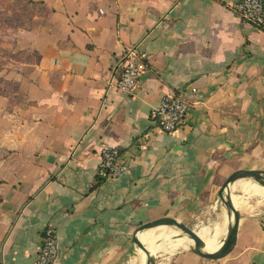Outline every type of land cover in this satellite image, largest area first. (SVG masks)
<instances>
[{"label":"crops","instance_id":"obj_1","mask_svg":"<svg viewBox=\"0 0 264 264\" xmlns=\"http://www.w3.org/2000/svg\"><path fill=\"white\" fill-rule=\"evenodd\" d=\"M33 1L26 58L0 71V264H32L48 226L53 264H129L142 224L219 223L225 179L264 165V28L239 0ZM130 50L142 68L124 92L113 81ZM167 95L191 105L173 133L150 119ZM103 146L120 150L115 177L97 175ZM155 264H264V199L239 213L224 258L192 246Z\"/></svg>","mask_w":264,"mask_h":264},{"label":"built area","instance_id":"obj_2","mask_svg":"<svg viewBox=\"0 0 264 264\" xmlns=\"http://www.w3.org/2000/svg\"><path fill=\"white\" fill-rule=\"evenodd\" d=\"M233 9L245 22L264 28V0H239ZM141 62L133 50L128 51L121 62V71L113 85L120 91L132 92L138 85ZM191 105L183 95L164 96L160 104L150 111V119L163 132L173 133L182 125ZM120 150L103 146L99 151L97 175L102 179L117 176L124 170L118 166ZM58 253L57 235L51 226L41 233V242L36 259L32 264H53Z\"/></svg>","mask_w":264,"mask_h":264},{"label":"rangeland","instance_id":"obj_3","mask_svg":"<svg viewBox=\"0 0 264 264\" xmlns=\"http://www.w3.org/2000/svg\"><path fill=\"white\" fill-rule=\"evenodd\" d=\"M41 12H43L42 2H35L33 0H0V71L7 72L18 69V61L24 60V58H26L25 53L17 51V35L20 31L27 30L30 26L33 16L36 14L38 15ZM258 169L264 170V165ZM240 180L253 182L260 186H264V178H261L263 183H261V181L255 180L252 177H243L237 181ZM247 190V187L240 186L232 193L229 192V195H233L243 204L239 209H237L238 213L241 215L248 214L251 211V208L258 204V201L264 199V195L246 194ZM226 210V206L220 200H218L216 209L213 212L214 221L216 218L220 219L222 213ZM213 222L212 224H214ZM186 226L193 229L195 232L199 231L202 227H209L211 229L213 227V225L210 226L207 225V223H199L198 225L194 223ZM165 228L170 231L178 232L179 237L188 238L187 236H184L182 231L176 227L166 226ZM228 228L226 234H228ZM160 229L161 227H152L148 230L159 232ZM222 238L223 237H220L219 239ZM187 247L190 249L192 248L191 245H187ZM135 248L136 256H138V246L135 245ZM168 253L171 252H157L152 262H154V264L160 262L162 258H164Z\"/></svg>","mask_w":264,"mask_h":264},{"label":"bare ground","instance_id":"obj_4","mask_svg":"<svg viewBox=\"0 0 264 264\" xmlns=\"http://www.w3.org/2000/svg\"><path fill=\"white\" fill-rule=\"evenodd\" d=\"M252 186L254 189L248 188L246 194L249 195H264V186H260L256 183L248 181H236L229 188V192L235 191L240 186ZM230 199L235 209H239L243 205L239 199L230 195ZM226 222L227 228L231 225V216L226 211L221 215V221L216 223L212 229L209 227H202L196 234L204 240L206 252L212 253L213 251L222 248L225 245V240L223 239L226 235ZM159 232H154L153 230H146L138 234L137 238L144 245L146 250L150 254V258L146 255V251L138 248V256L133 258L129 264H146L147 260H153L155 254L172 252L178 248H186L187 245L194 246V240L185 237H179L178 232L167 230L164 226H160ZM223 237L222 239H219Z\"/></svg>","mask_w":264,"mask_h":264},{"label":"water","instance_id":"obj_5","mask_svg":"<svg viewBox=\"0 0 264 264\" xmlns=\"http://www.w3.org/2000/svg\"><path fill=\"white\" fill-rule=\"evenodd\" d=\"M243 177H252L255 180L261 181V178H264V170H257V169H238L231 173L224 181V183L221 186V191L219 193V198L221 202L226 206L227 212L230 214L233 213V222L231 223L230 227L228 228V234L224 237L225 245L219 249L218 251L209 253L204 250L205 248V242L203 239H201L196 232L187 227L184 223L171 218V217H165L162 219H158L155 221H151L145 224L140 225L137 227V229L134 232V235L132 237L133 242L135 245L138 246V248L146 251V255L148 258H150L149 252L146 250L144 245L140 242V240L137 238L138 234L148 230L152 227H160V226H172L176 227L179 230L182 231L184 236H187L190 239L194 240V246L193 250L196 254H198L202 258L206 259H212V260H218L221 258H224L226 255L229 254L231 249L236 243V237H237V228L239 224V213L237 209L234 208L232 201L230 199L229 195V188L231 183H233L235 180H238ZM263 183V181H261ZM146 264H153L151 260H147Z\"/></svg>","mask_w":264,"mask_h":264},{"label":"trees","instance_id":"obj_6","mask_svg":"<svg viewBox=\"0 0 264 264\" xmlns=\"http://www.w3.org/2000/svg\"><path fill=\"white\" fill-rule=\"evenodd\" d=\"M30 2V1H29Z\"/></svg>","mask_w":264,"mask_h":264}]
</instances>
